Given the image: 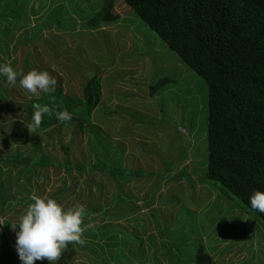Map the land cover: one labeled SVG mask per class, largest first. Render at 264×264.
<instances>
[{
    "label": "rangeland",
    "instance_id": "rangeland-1",
    "mask_svg": "<svg viewBox=\"0 0 264 264\" xmlns=\"http://www.w3.org/2000/svg\"><path fill=\"white\" fill-rule=\"evenodd\" d=\"M28 6L36 11L32 21ZM106 11L105 0H0V45L9 51H0L3 62L21 73L48 71L57 80L55 91L62 85L64 95H81L99 73L102 94L95 130L39 129L29 145L16 146L8 143L12 123L24 116L23 104L44 92L34 96L3 77L0 264H22L16 251L19 228L12 225L18 224L32 194L51 197L65 209L86 208L91 191L103 187L110 198L119 191L135 194L130 202L122 197L126 218L119 215L118 220L116 211L101 215L82 233L84 243L71 242V248L62 250L64 262L59 258L55 264H196L201 247L214 252L216 264H264V222L206 177L207 83L123 0L109 12L116 21H99ZM153 88L158 89L154 97ZM42 156H52L60 165H40ZM17 157L32 162H13ZM6 159L11 160L7 166ZM99 161L127 165L134 182L118 173L111 178L107 172L77 169ZM176 256L186 259L177 262Z\"/></svg>",
    "mask_w": 264,
    "mask_h": 264
},
{
    "label": "trees",
    "instance_id": "trees-1",
    "mask_svg": "<svg viewBox=\"0 0 264 264\" xmlns=\"http://www.w3.org/2000/svg\"><path fill=\"white\" fill-rule=\"evenodd\" d=\"M116 1L105 0L108 11L106 15H98L99 21L107 23L117 20L116 15L109 13ZM123 1L207 83L206 177L225 187L264 222V213L253 210L249 202L254 191H264V0ZM23 68L30 70L31 67ZM100 79L99 73L95 74L81 95L74 91L64 95L60 85L56 91L43 93L23 104L24 116L12 123L8 143L27 146L32 141L34 133L29 132L27 125L31 121L34 103L47 105L53 113L51 116H43L37 130H58L60 125L66 128L72 126L76 133L95 130L94 114L102 100ZM59 80L62 81V78ZM3 85L4 79L0 77V98L2 95L5 98L7 94ZM157 90L153 88L150 95L154 97ZM62 109L72 113L70 121L61 122L56 119L55 112ZM12 160L26 166L32 162L30 158L26 161L18 157ZM10 161L6 159V166ZM46 161L54 167L60 165L52 156L37 158L40 165L44 166ZM66 167L73 169L70 161L66 162ZM77 169H87L90 174L107 172L111 178L118 173L120 177L133 180L126 174L127 165L124 168L121 162L116 164L112 161L108 164L99 161L89 166L80 164ZM129 170L132 171V168ZM164 180L171 182L169 178L161 181ZM103 188H98L94 193L91 191L90 206L85 208L87 215L84 224L101 218V215L106 218L112 211H116L118 220L119 215L126 218L127 213L121 209L123 205L127 206V200L130 202V199L135 198V194L124 195L123 191H119L110 198V191L106 193ZM145 190L141 192L146 193ZM122 197L128 199L123 200ZM110 218L112 220V216ZM67 247L71 248L70 243ZM60 259L63 261L62 257ZM182 259L186 258L178 256L175 261ZM195 262L216 264L203 247L197 250Z\"/></svg>",
    "mask_w": 264,
    "mask_h": 264
},
{
    "label": "clouds",
    "instance_id": "clouds-1",
    "mask_svg": "<svg viewBox=\"0 0 264 264\" xmlns=\"http://www.w3.org/2000/svg\"><path fill=\"white\" fill-rule=\"evenodd\" d=\"M0 77H4L11 86L18 82L22 89L34 96H39L41 92H53L57 85V80L48 71L33 69L21 73L9 63H0ZM32 108L31 121L27 125L30 133L40 127L45 114H53L47 105L34 103ZM55 117L61 122L70 121L72 113L62 109L55 112ZM30 200L18 224L12 225L14 230L19 228L16 232V251L22 264H35L45 259L48 264H55L69 243H84L82 233L93 227L91 223H83L87 215L84 204L65 209L55 199L36 194H32ZM249 202L253 210L264 213V191H254ZM0 224L3 222L0 221Z\"/></svg>",
    "mask_w": 264,
    "mask_h": 264
},
{
    "label": "crops",
    "instance_id": "crops-1",
    "mask_svg": "<svg viewBox=\"0 0 264 264\" xmlns=\"http://www.w3.org/2000/svg\"><path fill=\"white\" fill-rule=\"evenodd\" d=\"M31 2H33V1H31ZM31 2H30V3H31ZM27 11H28V13L31 15V19H30V21H32V20L34 19V15H36V11H35L33 8L29 7V6H28V8H27ZM32 17H33V18H32ZM0 51H4L5 53L9 52L6 48H3V46H1V45H0ZM0 62H3V59H2V58H0ZM164 181L167 182V180H164ZM160 192L162 193V192H164V191L161 190ZM142 193L144 194V192H142ZM141 202H142V201H141ZM139 205H144V203H140V202H139ZM146 210H148V209H146ZM149 210H150V208H149ZM130 218H131V216H130ZM163 237H166V236H163ZM215 238H216V237H212V239H214V240H215ZM219 240H225V243L229 241V244H230V243L233 244V241L230 240V239H228V238H222V239H219ZM141 243H142V242H141ZM210 255L212 256V255H215V254H214V252H212V254H210ZM213 259H214V258H213Z\"/></svg>",
    "mask_w": 264,
    "mask_h": 264
}]
</instances>
